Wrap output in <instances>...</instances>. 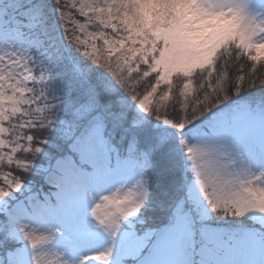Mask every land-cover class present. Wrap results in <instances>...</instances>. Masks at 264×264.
Here are the masks:
<instances>
[{
    "label": "snow or ice",
    "instance_id": "6c2138e0",
    "mask_svg": "<svg viewBox=\"0 0 264 264\" xmlns=\"http://www.w3.org/2000/svg\"><path fill=\"white\" fill-rule=\"evenodd\" d=\"M0 264H264V0H0Z\"/></svg>",
    "mask_w": 264,
    "mask_h": 264
}]
</instances>
